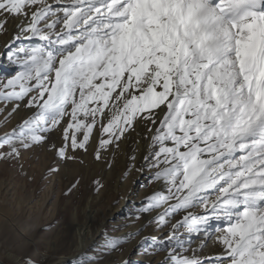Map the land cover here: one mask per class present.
I'll return each instance as SVG.
<instances>
[{
    "label": "snow or ice",
    "instance_id": "1",
    "mask_svg": "<svg viewBox=\"0 0 264 264\" xmlns=\"http://www.w3.org/2000/svg\"><path fill=\"white\" fill-rule=\"evenodd\" d=\"M20 18L14 39L30 32L46 44L26 50L23 70L0 87L12 89L5 99L35 91L25 106L38 110L0 138L11 149L0 155L19 156L20 147L46 141L38 133L65 117L63 135L68 140L73 130V149H85L108 108L102 130L117 138L138 116L159 121L150 155L155 178L170 188L148 208L175 200L159 217L166 223L170 214L202 205L215 215L187 211L173 235L223 218L219 264H264V0H68L62 7L0 0V34ZM111 143L101 139L100 148ZM108 243L115 249L120 242ZM169 259L203 264L195 250L189 257L172 249Z\"/></svg>",
    "mask_w": 264,
    "mask_h": 264
},
{
    "label": "rangeland",
    "instance_id": "2",
    "mask_svg": "<svg viewBox=\"0 0 264 264\" xmlns=\"http://www.w3.org/2000/svg\"><path fill=\"white\" fill-rule=\"evenodd\" d=\"M39 26L43 27L44 22ZM45 44L30 32L22 34L15 47L7 51L12 70L0 72V85L23 70L26 50ZM11 90L0 87V138L13 129L19 131V126L38 110L25 106L35 91L23 99H5L3 93ZM109 115L106 109L103 117L98 115L85 149L71 147L73 130L65 140L63 132L69 119L65 117L50 131L38 133L46 136V141L20 147L19 156L0 155L1 258L7 264H58L65 259L71 261L67 264H172L169 252L175 249L189 257L195 250L203 264H219L223 247L212 248L210 242L216 230L225 229L226 221L209 219L199 232L192 233L186 227H178L173 235L172 226L187 211L194 209L191 212L201 216H208L211 211L202 205L180 209L165 217L166 223H160L159 217L176 201L148 208L163 179L155 178L158 169L153 167L152 156L146 165L136 162L139 151L134 125L125 126L124 135L119 138L103 132L102 125L107 124ZM90 120L91 117L86 122ZM83 131L75 133L78 142ZM110 137L112 143L100 148V140ZM61 147L66 150L64 157L59 155ZM9 151L10 146H0V154ZM142 173L147 175L144 183L139 178ZM97 181L102 185L99 191ZM207 195L214 199L216 193L209 191ZM84 230L89 242L79 250L80 233ZM113 239L120 242L115 249L108 243ZM201 241L203 248L199 247ZM208 253L211 254L205 255Z\"/></svg>",
    "mask_w": 264,
    "mask_h": 264
},
{
    "label": "bare ground",
    "instance_id": "3",
    "mask_svg": "<svg viewBox=\"0 0 264 264\" xmlns=\"http://www.w3.org/2000/svg\"><path fill=\"white\" fill-rule=\"evenodd\" d=\"M68 0H48V3L50 4H60L56 5L57 7H62L64 6ZM30 19V17H29ZM24 22L23 18L20 19H10L9 23L7 24V31L3 34H0V72H10L12 70V63L9 60V57H7V51L14 46L15 44L18 43L19 39L16 40L14 39L15 35L19 31L18 25ZM90 107H94L93 104L89 105ZM108 110V113L111 112V108L106 109ZM159 112V110H155ZM162 115V114H161ZM132 125L136 127V135L138 136L137 138V144H136V149H138L139 153H137L136 157V162L140 163L141 165H146V163L149 162V159L151 158L150 153L153 151V147H150L152 145V136L155 134V129L156 127L159 126V121H157L156 124H153L147 120L142 119L141 117H137ZM71 130H69L70 132ZM98 134L95 135V137ZM62 137L59 138V140ZM155 148H158V146H154ZM147 157V159H145ZM150 164V163H149ZM148 166V165H147ZM147 175L144 173L140 174L139 178L144 179L142 183L145 182ZM170 188V185L163 180L162 183L159 184V186H156V189L154 193H163L165 195H168V189ZM171 201V200H170ZM166 202L165 206L170 202ZM191 211H195L192 209ZM214 213H209L207 214L208 216H212ZM155 213H153L149 218L151 219ZM206 216V215H204ZM226 221L225 219H223ZM227 227V221L226 224H223V228ZM219 229V228H218ZM221 229V228H220ZM223 230V229H222ZM221 230V232H222ZM221 232L216 230V233L212 236L210 245L212 248L214 247H223V245L216 240V236L220 234ZM91 238V237H90ZM92 239V238H91ZM89 242V236L88 232L84 230L83 232L80 233V245L78 246V249L81 250L83 247H85ZM211 253L205 254V255H210ZM72 259V258H71ZM0 260L3 261V259L0 256ZM68 262H71L70 259H65L58 264H67Z\"/></svg>",
    "mask_w": 264,
    "mask_h": 264
},
{
    "label": "water",
    "instance_id": "4",
    "mask_svg": "<svg viewBox=\"0 0 264 264\" xmlns=\"http://www.w3.org/2000/svg\"><path fill=\"white\" fill-rule=\"evenodd\" d=\"M0 264H7V263H5V262H4V260H3V261H2V260H0Z\"/></svg>",
    "mask_w": 264,
    "mask_h": 264
}]
</instances>
